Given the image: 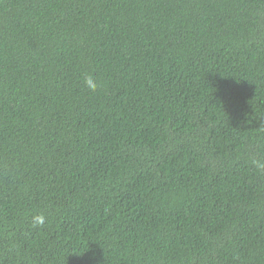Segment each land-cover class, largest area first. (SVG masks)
I'll list each match as a JSON object with an SVG mask.
<instances>
[{"label":"trees","instance_id":"1","mask_svg":"<svg viewBox=\"0 0 264 264\" xmlns=\"http://www.w3.org/2000/svg\"><path fill=\"white\" fill-rule=\"evenodd\" d=\"M253 161L264 0H0V264H264Z\"/></svg>","mask_w":264,"mask_h":264},{"label":"clouds","instance_id":"2","mask_svg":"<svg viewBox=\"0 0 264 264\" xmlns=\"http://www.w3.org/2000/svg\"><path fill=\"white\" fill-rule=\"evenodd\" d=\"M83 85L90 92H96L100 87L97 80L93 76L87 74L84 76ZM253 164L258 168H264V164H261L259 161H253ZM44 223H45V217L43 215H37L32 217L33 227L43 226Z\"/></svg>","mask_w":264,"mask_h":264}]
</instances>
